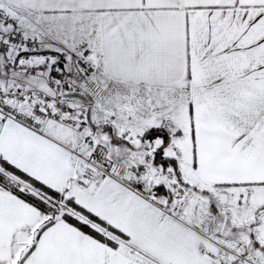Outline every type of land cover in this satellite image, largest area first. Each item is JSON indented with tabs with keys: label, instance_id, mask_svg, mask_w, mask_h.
<instances>
[{
	"label": "snow or ice",
	"instance_id": "6c2138e0",
	"mask_svg": "<svg viewBox=\"0 0 264 264\" xmlns=\"http://www.w3.org/2000/svg\"><path fill=\"white\" fill-rule=\"evenodd\" d=\"M0 264H264V0H0Z\"/></svg>",
	"mask_w": 264,
	"mask_h": 264
}]
</instances>
